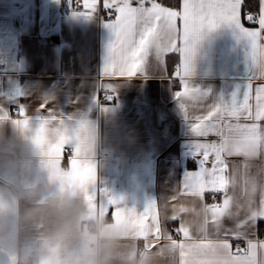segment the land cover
Here are the masks:
<instances>
[{
  "label": "crops",
  "instance_id": "obj_1",
  "mask_svg": "<svg viewBox=\"0 0 264 264\" xmlns=\"http://www.w3.org/2000/svg\"><path fill=\"white\" fill-rule=\"evenodd\" d=\"M98 2L93 18L85 19L72 15L73 11L85 9L70 10L68 0H0V105L16 119L23 118L18 115L19 105L25 106L26 116L48 115L50 110L62 114L81 110L95 116L98 109L109 108L106 114L112 117L114 126L123 131V142L120 143L123 156L113 157L98 167L97 205L100 201L107 203L109 197L114 198L117 203L108 205L111 216L115 207L134 208L140 213L150 200H156L161 227L180 242L184 239L183 233L177 231L181 219L165 220L164 216H172L173 205L188 208L199 205V201L185 195L182 188L185 171H197V160L202 158L192 156L190 141L212 143L219 142V137L212 134L200 137L189 131L175 96L176 92L183 91L180 79L174 76L181 62L180 52H166L162 65L154 56L150 57L147 79L139 74L131 78L103 74L107 45L112 39L103 23L112 19L106 17L103 0ZM156 2L167 6L161 0ZM133 6H136V0H133ZM244 15L242 7V22L250 26ZM248 52V43L239 39L237 31L230 25L223 24L215 30L202 32L195 46L188 79L190 85L208 91L210 97L186 103L190 118L203 115L214 99L221 96L230 99L237 86H242L248 74ZM171 54L178 55L174 65L168 64ZM161 67L165 70L164 79L160 78ZM251 83L254 90L264 85V79L256 78ZM104 85L116 86L115 92L106 91ZM101 94L113 97L110 102H100ZM42 104L46 105L42 108ZM190 122L195 123L194 120ZM132 138H135L134 144ZM69 157L65 151L66 163ZM224 159L229 172L233 166L237 168V196H243L245 162L249 166L247 175L258 182L261 179L264 155L248 161L238 155ZM213 160L210 156L206 167L211 168ZM217 196L221 199V194ZM258 196L257 192V200ZM204 202H213L211 194H204ZM180 217L186 221L194 219L192 213H181ZM222 227L235 228V222L225 218ZM240 231L247 230L242 228ZM208 233L210 238L215 234L211 224ZM190 234L198 237L195 224L190 225ZM262 234L264 221L258 223L254 235L248 231L247 236L230 238L232 251L235 253L239 244L247 248L248 239L264 241ZM176 264H180L178 251Z\"/></svg>",
  "mask_w": 264,
  "mask_h": 264
},
{
  "label": "snow or ice",
  "instance_id": "obj_2",
  "mask_svg": "<svg viewBox=\"0 0 264 264\" xmlns=\"http://www.w3.org/2000/svg\"><path fill=\"white\" fill-rule=\"evenodd\" d=\"M97 2L83 0L85 11H73L72 15L77 18H93ZM242 7L243 0H182L178 9L163 6L156 0H136V6H133V0H103L104 10L109 15L114 13V19L103 23L112 36L107 45L103 74L128 78L139 74L147 79L150 57L154 56L162 65V57L166 52H180L181 62L174 76L180 79L183 91L176 92L175 96L189 131L195 136L206 137L212 134L219 137V142L212 143L190 141L192 156L202 158L197 160V171H185L182 188L184 194L194 197L199 205L191 208L173 205L172 216H164L165 220L181 219L177 231L183 233L182 241L177 242L161 227L156 200H150L140 213L134 208L115 207L111 214L118 223L126 224L135 237L145 240L151 237L153 242L161 238L168 240L172 250L179 252L180 264H264V241L248 239L247 248L237 247L235 253L229 243L230 238L247 236L248 231L254 235L258 223L264 221V169L261 170L258 182L247 175L249 166L244 163V190L241 197L235 192L237 168L233 166L232 172H229V165L224 159L225 156L238 155L248 161L264 155V85L253 90L251 83L256 78L264 79V0H258V12L245 13L244 20L250 26L242 22ZM223 24L233 27L238 38L249 45L247 77L242 86L238 85L232 92L230 99L225 100L222 96L214 99L213 103L207 105L203 115L190 118L186 103L210 97L208 91H202L189 83L195 46L204 30L212 31ZM178 40L181 41L179 45ZM160 78H165L162 67ZM103 87L112 92L116 89L114 85ZM112 97L108 95L106 99L111 100ZM94 100L97 103L96 98ZM101 110L107 112L110 109L105 107ZM51 113L50 110L49 115ZM18 115L23 118L16 121L26 125L25 106L19 105ZM241 120L250 123H241ZM210 156L214 160L212 167L208 168L206 164ZM92 172L91 178L95 183L94 169ZM206 192L211 194L212 203L204 202ZM104 194L108 195L106 191ZM217 194H221L219 202ZM86 198L93 207L97 206L95 188ZM116 203L114 198L109 197L107 203L100 201L99 207L108 212V205ZM181 213H192L194 219L186 221L180 217ZM225 218L233 220L235 228H223L222 221ZM191 224L196 225L199 234L196 238L190 234ZM209 224L215 229L211 238L208 233ZM242 228L247 231L241 232Z\"/></svg>",
  "mask_w": 264,
  "mask_h": 264
},
{
  "label": "clouds",
  "instance_id": "obj_3",
  "mask_svg": "<svg viewBox=\"0 0 264 264\" xmlns=\"http://www.w3.org/2000/svg\"><path fill=\"white\" fill-rule=\"evenodd\" d=\"M26 119L0 105V264H176L168 240L135 237L86 198L98 167L123 156L110 115Z\"/></svg>",
  "mask_w": 264,
  "mask_h": 264
},
{
  "label": "trees",
  "instance_id": "obj_4",
  "mask_svg": "<svg viewBox=\"0 0 264 264\" xmlns=\"http://www.w3.org/2000/svg\"><path fill=\"white\" fill-rule=\"evenodd\" d=\"M161 1L167 6L172 5L175 6L176 8H179L180 5V0H161ZM248 10L258 12V0H244L243 11L246 12ZM176 60H178V55L171 54V56L168 57V64L174 65L176 63Z\"/></svg>",
  "mask_w": 264,
  "mask_h": 264
},
{
  "label": "built area",
  "instance_id": "obj_5",
  "mask_svg": "<svg viewBox=\"0 0 264 264\" xmlns=\"http://www.w3.org/2000/svg\"><path fill=\"white\" fill-rule=\"evenodd\" d=\"M83 5V0H79V3H77V0H71V3H69V0H68V7L70 10H80V9H84V7L82 6ZM98 6L101 7V3L100 1L98 2ZM248 12V11H246ZM245 12V13H246ZM253 12V11H252ZM106 17L108 19H113L114 18V13L112 15H109V13L107 12L106 14ZM247 22V21H246ZM248 23V22H247ZM106 96L108 95H105V94H101L99 96V101L100 102H110L111 100H107L106 99ZM68 154V153H67ZM220 199L219 196H217V201ZM173 230H176V227L173 228ZM237 247H239L240 249H245V246L243 244H239Z\"/></svg>",
  "mask_w": 264,
  "mask_h": 264
}]
</instances>
